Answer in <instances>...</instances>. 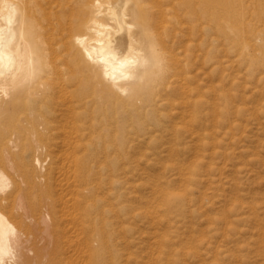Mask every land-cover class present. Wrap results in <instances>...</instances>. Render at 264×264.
<instances>
[{
    "label": "bare ground",
    "instance_id": "6f19581e",
    "mask_svg": "<svg viewBox=\"0 0 264 264\" xmlns=\"http://www.w3.org/2000/svg\"><path fill=\"white\" fill-rule=\"evenodd\" d=\"M241 15L230 0H0V264H118L100 157L174 155L182 122L193 136L213 26L264 65V22Z\"/></svg>",
    "mask_w": 264,
    "mask_h": 264
},
{
    "label": "rangeland",
    "instance_id": "374dc122",
    "mask_svg": "<svg viewBox=\"0 0 264 264\" xmlns=\"http://www.w3.org/2000/svg\"><path fill=\"white\" fill-rule=\"evenodd\" d=\"M230 7L246 23L264 22V0H230ZM223 27H212L208 55L193 62L203 106L194 112L193 136L180 123L186 139L176 155L145 156V145L129 158L100 157V176L108 178L102 195L116 192L109 243L118 264H264V65H252V48L231 43L233 31ZM156 185L166 197L154 193Z\"/></svg>",
    "mask_w": 264,
    "mask_h": 264
}]
</instances>
